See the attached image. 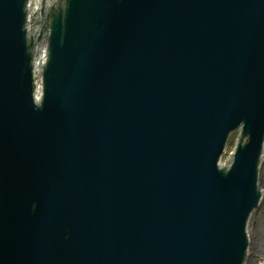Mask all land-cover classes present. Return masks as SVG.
<instances>
[{"label": "water", "instance_id": "1", "mask_svg": "<svg viewBox=\"0 0 264 264\" xmlns=\"http://www.w3.org/2000/svg\"><path fill=\"white\" fill-rule=\"evenodd\" d=\"M45 1L0 0V264H245L264 0Z\"/></svg>", "mask_w": 264, "mask_h": 264}, {"label": "rangeland", "instance_id": "2", "mask_svg": "<svg viewBox=\"0 0 264 264\" xmlns=\"http://www.w3.org/2000/svg\"><path fill=\"white\" fill-rule=\"evenodd\" d=\"M258 185L263 191L264 198V159L259 172ZM253 213L254 214L250 220L249 231L251 235V242L254 243V248L252 249L255 252V255L253 258L248 256L245 264H262L261 259H264V211L260 212L256 209Z\"/></svg>", "mask_w": 264, "mask_h": 264}, {"label": "bare ground", "instance_id": "3", "mask_svg": "<svg viewBox=\"0 0 264 264\" xmlns=\"http://www.w3.org/2000/svg\"><path fill=\"white\" fill-rule=\"evenodd\" d=\"M263 159H264V152H263L262 157H261V165H262ZM261 165H260V168H261ZM259 172H260V170H259ZM260 191H261V193H260L261 200H260L259 206L257 208V211L263 212L264 211V207H263V205H264V198H263V191L261 189H260ZM253 214L254 213L251 214L250 220H251V217H252ZM250 220H249L248 229H247V234H248V250H247V256L253 258L254 255H255V252L252 249V248H254L253 247L254 243L251 242V235H250V231H249V229H250Z\"/></svg>", "mask_w": 264, "mask_h": 264}]
</instances>
